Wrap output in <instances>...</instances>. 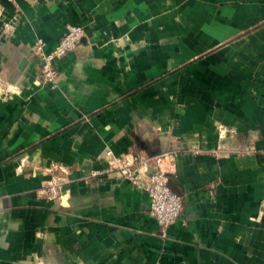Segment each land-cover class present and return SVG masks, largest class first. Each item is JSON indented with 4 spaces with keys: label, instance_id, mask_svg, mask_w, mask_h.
<instances>
[{
    "label": "crops",
    "instance_id": "crops-1",
    "mask_svg": "<svg viewBox=\"0 0 264 264\" xmlns=\"http://www.w3.org/2000/svg\"><path fill=\"white\" fill-rule=\"evenodd\" d=\"M0 4V264H264V0ZM109 151L175 152L167 238Z\"/></svg>",
    "mask_w": 264,
    "mask_h": 264
},
{
    "label": "built area",
    "instance_id": "built-area-1",
    "mask_svg": "<svg viewBox=\"0 0 264 264\" xmlns=\"http://www.w3.org/2000/svg\"><path fill=\"white\" fill-rule=\"evenodd\" d=\"M85 37L84 27L72 25L50 52L45 50V42L38 40L34 51L41 60V75L45 85L58 86L60 74L54 62L73 51ZM107 156L112 160L113 168L125 180L148 195L149 215L157 221L161 236L167 238L170 229L177 223L184 210L183 198L169 186L170 173L175 165V152L166 151L153 157H117L109 151ZM64 185L65 182H50L46 189L49 198L53 201L61 200L64 197Z\"/></svg>",
    "mask_w": 264,
    "mask_h": 264
},
{
    "label": "water",
    "instance_id": "water-1",
    "mask_svg": "<svg viewBox=\"0 0 264 264\" xmlns=\"http://www.w3.org/2000/svg\"><path fill=\"white\" fill-rule=\"evenodd\" d=\"M169 186L171 187V179H170V182H169ZM172 189V188H171ZM173 190V189H172ZM177 194V193H176Z\"/></svg>",
    "mask_w": 264,
    "mask_h": 264
}]
</instances>
